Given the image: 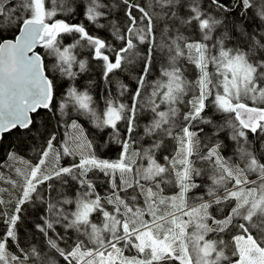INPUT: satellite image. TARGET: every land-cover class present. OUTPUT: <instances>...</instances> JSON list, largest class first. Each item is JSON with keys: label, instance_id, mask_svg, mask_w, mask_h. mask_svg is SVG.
<instances>
[{"label": "snow or ice", "instance_id": "obj_1", "mask_svg": "<svg viewBox=\"0 0 264 264\" xmlns=\"http://www.w3.org/2000/svg\"><path fill=\"white\" fill-rule=\"evenodd\" d=\"M0 264H264V0H0Z\"/></svg>", "mask_w": 264, "mask_h": 264}]
</instances>
